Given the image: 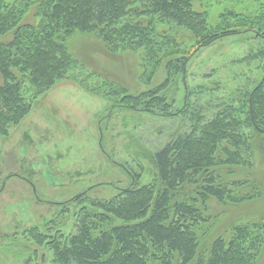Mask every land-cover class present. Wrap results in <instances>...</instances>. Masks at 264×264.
<instances>
[{
  "label": "trees",
  "instance_id": "16d2710c",
  "mask_svg": "<svg viewBox=\"0 0 264 264\" xmlns=\"http://www.w3.org/2000/svg\"><path fill=\"white\" fill-rule=\"evenodd\" d=\"M196 1L0 0V137L31 112L34 100L80 69L68 47L75 33L95 36L111 54L139 53L140 66L149 71L146 82L158 70L166 73L162 83L139 92L103 81L98 94L115 107L182 116L188 123L152 156L151 183L141 185L137 173L136 182L110 200L92 199L88 192L73 197L68 234L28 231L29 240L53 253L52 264H257L264 219L232 226L206 250L200 232L211 231V199L239 205L263 196L256 181L231 176L235 168L254 167L257 146L264 151V4L243 13L227 8L212 23ZM247 33L261 47L239 63L258 61L262 75L246 77L217 103L193 102L206 90L188 86L193 54ZM180 77L186 101L177 109L168 91Z\"/></svg>",
  "mask_w": 264,
  "mask_h": 264
},
{
  "label": "rangeland",
  "instance_id": "374dc122",
  "mask_svg": "<svg viewBox=\"0 0 264 264\" xmlns=\"http://www.w3.org/2000/svg\"><path fill=\"white\" fill-rule=\"evenodd\" d=\"M263 4L264 0H197L195 7L206 11L216 23L227 8L243 13ZM183 36L188 37V33ZM254 36L226 37L193 54L188 86L196 91L206 89L203 95L195 94L193 102L217 103L246 77L262 75L258 61L239 63L261 47ZM68 47L79 60L80 69L34 100L31 112L10 128L8 136L0 137V264H52L53 253L28 239L31 228L68 234L74 222V207L68 204L73 197L88 192L92 199L110 200L120 189L133 185L137 173L142 174L141 185L151 183L156 176L152 156L188 129L182 116H154L115 107L114 100L98 94L103 81L131 92L149 89L164 81L163 69L146 82L149 71L140 66L139 53L111 54L89 34L75 33L68 39ZM217 85L224 89L216 90ZM168 95L176 99L177 109L184 106L182 77ZM234 171L231 178L256 181L263 196L239 205H222L211 199V231L200 232L201 250L208 249L216 237L227 235L236 224L264 219L261 146L255 150L251 170ZM257 264H264V247Z\"/></svg>",
  "mask_w": 264,
  "mask_h": 264
}]
</instances>
